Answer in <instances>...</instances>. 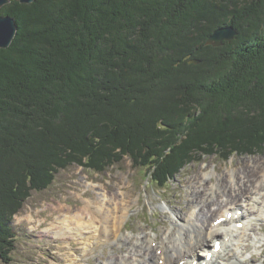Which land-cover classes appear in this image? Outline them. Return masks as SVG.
Instances as JSON below:
<instances>
[{"label":"trees","instance_id":"16d2710c","mask_svg":"<svg viewBox=\"0 0 264 264\" xmlns=\"http://www.w3.org/2000/svg\"><path fill=\"white\" fill-rule=\"evenodd\" d=\"M0 49V259L33 190L128 156L160 188L203 155L264 148V0H11ZM237 34L207 45L217 28ZM199 59L198 64L189 60Z\"/></svg>","mask_w":264,"mask_h":264},{"label":"bare ground","instance_id":"6f19581e","mask_svg":"<svg viewBox=\"0 0 264 264\" xmlns=\"http://www.w3.org/2000/svg\"><path fill=\"white\" fill-rule=\"evenodd\" d=\"M203 177L204 179H201ZM212 178V175L207 172L204 176L194 175L188 180L185 198L190 214L183 217L179 210H172L174 217L169 221L173 227L165 231L164 235L161 234L160 240L156 239V235V238L151 239V234H147L145 242L144 236L138 239L123 233V225L128 220L129 210L136 202V199L131 198L128 191H123L119 195L103 190V192H98L97 197H83V204H80L79 211L75 213L59 202L53 205V208H56L54 213L68 210L72 214L70 216L63 215V217L52 215L53 217L47 220H41L42 223L50 226L43 231L55 229L52 232L64 239L65 242L77 238L78 235L81 236V239L96 240L92 244L89 242L90 249L91 246L95 248L101 242L110 241L118 242L121 244V248L126 246L125 250H122L123 252L120 250V253L113 254L104 264H160L158 262L160 259L164 261V264H179V261L186 257L189 258L187 262H192L196 258L204 257L205 250L211 247L214 240L219 237H223L224 247L214 255L211 261L224 264H264V260H259L262 251H252L250 254L243 252L244 249L247 251L250 247L249 243L243 242L246 240V231L252 229L255 222L264 221V161L256 160L253 165H243L219 172L215 177V182L208 185L207 180L210 181ZM82 193L85 191L81 192V195ZM214 203L217 205L210 211V205ZM233 204H237V210H243L242 214L235 220H228L217 226H212L211 223L215 216H219L221 213L226 215L228 211L234 210ZM231 205L233 206L231 207ZM161 208L166 209L167 207L162 206ZM244 213L246 215L243 216ZM212 216L213 218H211ZM181 218L182 222L179 221ZM27 219L33 221L34 218L32 215H28ZM73 221L74 226L71 230L69 226ZM238 221H243L244 226L236 231L233 223ZM152 231L155 230L152 229ZM155 234L157 233L155 232ZM229 234L231 236L228 238ZM252 238L254 240L255 236ZM262 239L263 237L257 239L258 241L253 245L254 248L260 247L259 242ZM75 241H68L69 246L57 245L56 252L62 255H56L60 263L62 260L69 259L73 263L79 261V257H77L79 254L74 255V251H72L69 255L65 252L66 249L73 248L72 243H81L78 239ZM151 242H156L157 248L152 247ZM240 246L242 247L240 248ZM81 248L85 253L89 250L87 249L88 245ZM157 249H161L160 254H157Z\"/></svg>","mask_w":264,"mask_h":264},{"label":"rangeland","instance_id":"374dc122","mask_svg":"<svg viewBox=\"0 0 264 264\" xmlns=\"http://www.w3.org/2000/svg\"><path fill=\"white\" fill-rule=\"evenodd\" d=\"M256 160L264 161V148L262 151L253 154L234 153L227 160L222 159L217 154L203 155L199 159H193L189 164L184 165L175 174V177L162 188L150 179L145 168L135 166L128 156H124L121 161L98 172L77 164H71L66 168L59 169L54 174V178L49 186L42 190L31 191L30 196L25 199L19 211L13 216L11 225L15 233V247L11 252L9 264H104L110 256L120 253V250H125L126 246L121 248V244L118 242L110 241L101 242L97 247L93 248L91 246L90 249L89 242L92 244L96 240L81 239L79 235L77 238L69 239L65 242L64 239L53 233L55 229L47 232L43 231L47 227L50 228V226L42 223L41 220H47L55 215L58 217H63V215L70 216L72 212L79 211V207L83 204V197H97L98 192H103V190L115 192L119 195L123 191H128L131 198L136 199V202L132 205L131 210H129L128 220L123 225V233L138 239L144 236L143 240L145 242L147 241L145 237L147 234H151V239L157 236L156 239L160 240L164 232L173 227L170 223L174 217L172 210H179L183 217L190 214L187 209L189 205L185 198V195H187V183L190 178L194 175H198V177L200 175L204 176L208 172L213 177V180H207V184L209 185L215 182V177L219 172L228 171V169L231 170L234 167H241L243 165H253ZM201 179H204V177ZM83 191L85 193L81 195ZM59 202L67 209L69 208L73 211L69 212L65 210L61 211L62 213H54L56 208H53V205ZM216 205L215 203L211 204L210 211ZM162 206L167 208L163 209L161 208ZM28 215H32L33 221H28ZM179 221L182 222V218ZM73 226L74 221L69 226L71 230ZM70 229H67V231H70ZM152 229L155 231H152ZM254 236L255 239L253 240L252 237ZM245 237L246 240H243V242L249 243L250 247L249 250L246 251L244 249L243 252L250 254L252 251H262L259 260H264V221L255 222L252 229L246 231ZM260 237H263L259 242L260 247L254 248V243ZM75 239H78L81 243H72L73 248H68L69 250L66 249L65 252L69 253V255L72 251H74V255L79 254V256L77 255L79 261L73 263L69 259L70 261L62 260V263H60L56 256L61 255V253L56 252L57 245L69 246L67 242L71 240L76 242ZM86 245H88L87 249L89 250L85 253L81 247H85ZM156 246L155 248H157ZM0 264L8 263L0 259Z\"/></svg>","mask_w":264,"mask_h":264},{"label":"water","instance_id":"95a60500","mask_svg":"<svg viewBox=\"0 0 264 264\" xmlns=\"http://www.w3.org/2000/svg\"><path fill=\"white\" fill-rule=\"evenodd\" d=\"M20 3L29 4L33 2L34 0H17ZM11 2V0H0V8ZM1 12V11H0ZM17 24L15 22V19L12 16L9 15H2L0 13V48H8L17 32ZM235 34H237V31L235 28L231 25L222 26L217 29H215L207 38L206 44L211 46H220L223 41H230ZM189 63H199V59H191L189 60Z\"/></svg>","mask_w":264,"mask_h":264}]
</instances>
